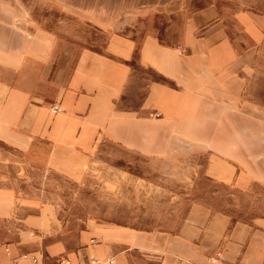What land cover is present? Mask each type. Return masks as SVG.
Here are the masks:
<instances>
[{"label": "crops", "instance_id": "crops-1", "mask_svg": "<svg viewBox=\"0 0 264 264\" xmlns=\"http://www.w3.org/2000/svg\"><path fill=\"white\" fill-rule=\"evenodd\" d=\"M145 6L166 25L137 39L131 31ZM113 13L112 0H0V140L28 167L74 181L108 143L154 159L204 155L209 177L242 187L252 170L239 141L222 135L239 130L224 118L240 117L243 86L227 21L258 43L259 17L227 18L213 0L195 8L147 0ZM137 67L146 72L139 87ZM54 105L61 110L52 113ZM13 215L21 229L0 238V264H264V219L231 222L202 205L189 208L176 232L94 224L70 247L52 206L2 185L0 224Z\"/></svg>", "mask_w": 264, "mask_h": 264}, {"label": "rangeland", "instance_id": "rangeland-1", "mask_svg": "<svg viewBox=\"0 0 264 264\" xmlns=\"http://www.w3.org/2000/svg\"><path fill=\"white\" fill-rule=\"evenodd\" d=\"M141 1L147 0H112L113 18L120 17ZM213 1L227 18L238 11H249L260 20L262 37L258 43L235 23L227 21L239 52L238 73L243 86L240 117L224 118L225 128L239 130L229 129L222 135L226 144L239 141L243 167L252 171L246 174L243 186L238 188L209 177L204 155L154 159L102 143L82 178L74 181L54 172L28 167L19 151L0 140V186L14 184L23 194L52 206L58 236L67 246L74 245L80 230L94 224L176 232L189 208L195 204L221 213L231 222L264 219V0ZM191 2L195 8L206 5L208 0ZM118 3H122V7ZM142 10L146 12L144 18H139L131 31L137 39L152 27L162 30L166 25L163 14L157 19L151 14L150 6ZM44 24L53 27L55 21ZM61 30L67 29L62 26ZM84 37L88 38L81 32L80 39ZM92 37L89 33V46L95 40ZM101 44L96 40L95 48ZM136 70L139 87L146 72L139 67ZM15 215L21 217L23 214L17 211ZM18 219L13 215L9 222L0 224V238L11 240L17 236L21 229Z\"/></svg>", "mask_w": 264, "mask_h": 264}, {"label": "built area", "instance_id": "built-area-1", "mask_svg": "<svg viewBox=\"0 0 264 264\" xmlns=\"http://www.w3.org/2000/svg\"><path fill=\"white\" fill-rule=\"evenodd\" d=\"M60 110H61L60 107L57 106V105H54V106L51 107V112L52 113H57ZM60 264H67V263L66 262L63 263V261H61ZM88 264H102V262L99 261V260H93V261H90Z\"/></svg>", "mask_w": 264, "mask_h": 264}]
</instances>
